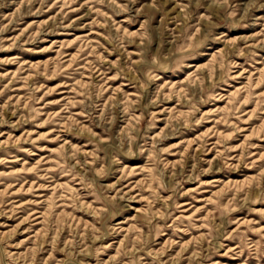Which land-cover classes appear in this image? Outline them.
<instances>
[{
  "label": "rangeland",
  "instance_id": "obj_1",
  "mask_svg": "<svg viewBox=\"0 0 264 264\" xmlns=\"http://www.w3.org/2000/svg\"><path fill=\"white\" fill-rule=\"evenodd\" d=\"M0 264H264V0H0Z\"/></svg>",
  "mask_w": 264,
  "mask_h": 264
}]
</instances>
